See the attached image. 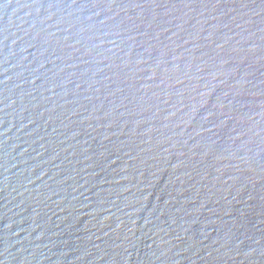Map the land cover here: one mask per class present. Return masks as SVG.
<instances>
[{
  "label": "water",
  "instance_id": "water-1",
  "mask_svg": "<svg viewBox=\"0 0 264 264\" xmlns=\"http://www.w3.org/2000/svg\"><path fill=\"white\" fill-rule=\"evenodd\" d=\"M0 264H264V0H0Z\"/></svg>",
  "mask_w": 264,
  "mask_h": 264
}]
</instances>
